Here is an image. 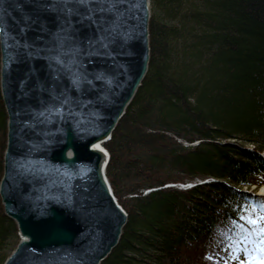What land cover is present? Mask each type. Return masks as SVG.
<instances>
[{
	"label": "trees",
	"instance_id": "1",
	"mask_svg": "<svg viewBox=\"0 0 264 264\" xmlns=\"http://www.w3.org/2000/svg\"><path fill=\"white\" fill-rule=\"evenodd\" d=\"M149 46L103 143L128 217L100 264H215L202 256L249 242L264 206L243 190L264 184V0H150ZM7 120L0 90V180ZM19 241L0 196V264Z\"/></svg>",
	"mask_w": 264,
	"mask_h": 264
},
{
	"label": "water",
	"instance_id": "2",
	"mask_svg": "<svg viewBox=\"0 0 264 264\" xmlns=\"http://www.w3.org/2000/svg\"><path fill=\"white\" fill-rule=\"evenodd\" d=\"M149 20L150 0H0V196L20 235L3 264H100L118 244L100 145L147 73Z\"/></svg>",
	"mask_w": 264,
	"mask_h": 264
},
{
	"label": "rangeland",
	"instance_id": "3",
	"mask_svg": "<svg viewBox=\"0 0 264 264\" xmlns=\"http://www.w3.org/2000/svg\"><path fill=\"white\" fill-rule=\"evenodd\" d=\"M2 138L4 141V142L2 141L3 142L2 149L4 150L7 141V130H6V134L4 133ZM3 160H4V156H3ZM206 180L208 181V179H205V180H200L199 182ZM186 183H191V185H193L195 182H186ZM183 184L184 183H178V186L182 187ZM260 187L259 186L257 187L256 185H252L251 187L244 186L243 190L248 191L250 193L259 194L258 191ZM258 212L261 213H259L256 216L254 215L249 216V221L252 224H255V228L249 242L247 241L245 244H241V246H239L234 250L226 249L221 254L217 253L216 255H204V257L202 256L201 260L210 258L211 260H213V263L215 264H261V261H264V206L259 207Z\"/></svg>",
	"mask_w": 264,
	"mask_h": 264
},
{
	"label": "bare ground",
	"instance_id": "4",
	"mask_svg": "<svg viewBox=\"0 0 264 264\" xmlns=\"http://www.w3.org/2000/svg\"><path fill=\"white\" fill-rule=\"evenodd\" d=\"M100 146H103V143ZM199 181H200V179L197 178L196 181H195V183L196 182H199ZM258 193L261 194V195H264V184L260 187Z\"/></svg>",
	"mask_w": 264,
	"mask_h": 264
},
{
	"label": "built area",
	"instance_id": "5",
	"mask_svg": "<svg viewBox=\"0 0 264 264\" xmlns=\"http://www.w3.org/2000/svg\"><path fill=\"white\" fill-rule=\"evenodd\" d=\"M191 185V183H184L183 185H182V187H188V186H190Z\"/></svg>",
	"mask_w": 264,
	"mask_h": 264
},
{
	"label": "snow or ice",
	"instance_id": "6",
	"mask_svg": "<svg viewBox=\"0 0 264 264\" xmlns=\"http://www.w3.org/2000/svg\"><path fill=\"white\" fill-rule=\"evenodd\" d=\"M247 237H245V239H246ZM261 264H264V261H261Z\"/></svg>",
	"mask_w": 264,
	"mask_h": 264
}]
</instances>
